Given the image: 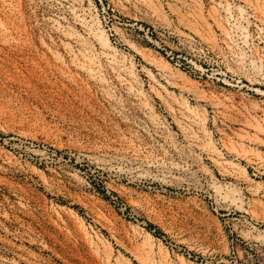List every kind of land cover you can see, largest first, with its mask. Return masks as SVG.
<instances>
[{
  "label": "rangeland",
  "instance_id": "rangeland-1",
  "mask_svg": "<svg viewBox=\"0 0 264 264\" xmlns=\"http://www.w3.org/2000/svg\"><path fill=\"white\" fill-rule=\"evenodd\" d=\"M0 264H264V0H0Z\"/></svg>",
  "mask_w": 264,
  "mask_h": 264
}]
</instances>
